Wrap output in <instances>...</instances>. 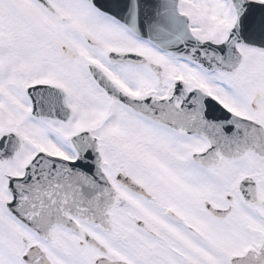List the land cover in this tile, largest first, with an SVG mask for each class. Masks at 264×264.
Wrapping results in <instances>:
<instances>
[{
    "label": "snow or ice",
    "instance_id": "1",
    "mask_svg": "<svg viewBox=\"0 0 264 264\" xmlns=\"http://www.w3.org/2000/svg\"><path fill=\"white\" fill-rule=\"evenodd\" d=\"M0 264H264V0H0Z\"/></svg>",
    "mask_w": 264,
    "mask_h": 264
}]
</instances>
